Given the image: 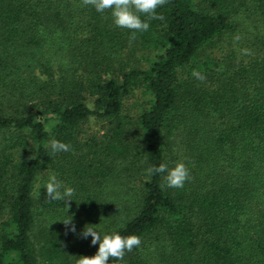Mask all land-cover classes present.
I'll return each instance as SVG.
<instances>
[{
  "label": "trees",
  "instance_id": "trees-1",
  "mask_svg": "<svg viewBox=\"0 0 264 264\" xmlns=\"http://www.w3.org/2000/svg\"><path fill=\"white\" fill-rule=\"evenodd\" d=\"M156 11L130 41L82 0H0V264H77L99 247L86 225L141 238L108 264H264V0ZM224 37L239 55L208 52ZM177 162L183 188L146 171ZM53 173L75 189L68 210L46 197Z\"/></svg>",
  "mask_w": 264,
  "mask_h": 264
},
{
  "label": "clouds",
  "instance_id": "clouds-1",
  "mask_svg": "<svg viewBox=\"0 0 264 264\" xmlns=\"http://www.w3.org/2000/svg\"><path fill=\"white\" fill-rule=\"evenodd\" d=\"M169 0H82L83 6H93L97 12H105L110 10L115 26L128 29L132 32L130 41L135 40L136 33H143L150 27L149 23L140 18L141 14L147 15L150 19L164 20L162 14L157 13V9ZM244 54L252 55L251 50L244 49ZM192 75L204 81L206 77L198 71H193ZM48 147L52 153L68 152L71 150L70 144H65L58 140H51ZM148 176L153 174H165L164 184L161 187L183 188L185 182L191 179L188 167L183 162H177L174 167L169 168L167 164L161 163L159 166H150L146 169ZM46 197L49 202H64V207L68 210L75 189L65 185L57 178L55 173L51 174L47 183L44 185ZM40 185H36V195H40ZM54 223V222H53ZM73 233L76 232L75 224L72 218L62 222ZM80 236L87 239L91 236V244L99 245L95 255L91 257H79L77 264H108L110 258L123 260L127 252H131L134 248H139L142 241L137 235L122 236L119 233L101 234L95 230L93 225H86L81 231Z\"/></svg>",
  "mask_w": 264,
  "mask_h": 264
},
{
  "label": "rangeland",
  "instance_id": "rangeland-1",
  "mask_svg": "<svg viewBox=\"0 0 264 264\" xmlns=\"http://www.w3.org/2000/svg\"><path fill=\"white\" fill-rule=\"evenodd\" d=\"M230 37H224L223 42L221 45H219V48H212L208 52L215 57H221V56H226L224 53L226 51L233 52L236 56L239 55V52L234 48V45H228L227 42L231 41L232 39L229 40ZM229 40V41H227ZM140 62L144 64V59L139 58ZM142 64V65H143ZM140 94V93H139ZM138 93L134 96H132L129 100H127L126 103V109L125 113L130 115L133 114L138 107L143 103L142 97ZM90 106V104H89ZM102 122L100 121H94V120H89L88 122L84 123L83 125V130L86 131L87 133L91 131H96L99 130L101 131ZM117 191V190H116Z\"/></svg>",
  "mask_w": 264,
  "mask_h": 264
}]
</instances>
